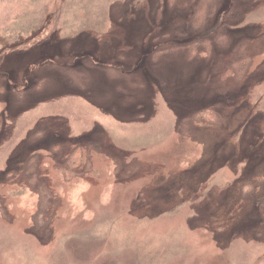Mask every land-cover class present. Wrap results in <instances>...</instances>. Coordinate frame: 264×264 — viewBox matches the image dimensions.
Returning a JSON list of instances; mask_svg holds the SVG:
<instances>
[{
    "label": "rangeland",
    "instance_id": "374dc122",
    "mask_svg": "<svg viewBox=\"0 0 264 264\" xmlns=\"http://www.w3.org/2000/svg\"><path fill=\"white\" fill-rule=\"evenodd\" d=\"M0 264H264V0H0Z\"/></svg>",
    "mask_w": 264,
    "mask_h": 264
},
{
    "label": "trees",
    "instance_id": "16d2710c",
    "mask_svg": "<svg viewBox=\"0 0 264 264\" xmlns=\"http://www.w3.org/2000/svg\"><path fill=\"white\" fill-rule=\"evenodd\" d=\"M203 110L204 109H200V111H198V112H194V111H192L191 113H187L188 114V118H186V119H184L183 120V122H186V121H192V120H194V119H197V118H199V117H201V116H203L202 114H204L203 113ZM209 116V115H208ZM208 120L209 121H207V123H211L212 121V116L210 115L209 116V118H208ZM180 124H182V123H180ZM179 124V125H180ZM185 123H183V125H184ZM181 127H182V125H181ZM96 153H98V152H96ZM104 155V154H103ZM70 161H71V163H73L74 164V166H77V164H78V162H79V152L78 151H75L73 154H72V156L70 157Z\"/></svg>",
    "mask_w": 264,
    "mask_h": 264
}]
</instances>
